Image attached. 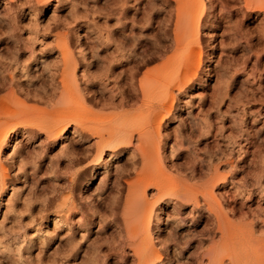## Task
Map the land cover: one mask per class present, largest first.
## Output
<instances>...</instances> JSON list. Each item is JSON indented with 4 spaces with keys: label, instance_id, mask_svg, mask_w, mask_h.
Listing matches in <instances>:
<instances>
[{
    "label": "rangeland",
    "instance_id": "obj_1",
    "mask_svg": "<svg viewBox=\"0 0 264 264\" xmlns=\"http://www.w3.org/2000/svg\"><path fill=\"white\" fill-rule=\"evenodd\" d=\"M7 2L0 0V98L12 91L33 109H49V125L61 116L54 106L62 60L56 36L75 62L82 99L77 115L91 130L102 127L99 134L118 115L134 118L143 77L155 83L147 92L146 124H153L146 125L144 148L131 153L121 147V156L109 159L108 173L102 163L111 148L97 158L94 130H80L85 123L76 133L67 125L50 138L36 124L27 126L31 134L25 136L8 129L0 150V264H136L130 245L142 235L157 248L154 237L166 240L167 251L160 249L164 264L169 258L168 264H207L210 249L222 264L233 249L241 262L264 255V195L257 203L255 188L258 181L264 186V127L256 116L264 108L259 0H203L198 41L188 58L172 56L176 0H58L54 10L55 0ZM183 71L194 76L177 90L171 77ZM168 103L165 114L160 106ZM156 110L162 120L155 119ZM21 158L25 178L18 170ZM37 158L33 173L29 162ZM202 184L208 198L195 191ZM133 185L153 211L147 233L128 238L122 206ZM159 207L168 224L166 215H154ZM55 214L63 221L54 224ZM244 240L250 247L240 246ZM176 244L177 256L171 254Z\"/></svg>",
    "mask_w": 264,
    "mask_h": 264
},
{
    "label": "bare ground",
    "instance_id": "obj_2",
    "mask_svg": "<svg viewBox=\"0 0 264 264\" xmlns=\"http://www.w3.org/2000/svg\"><path fill=\"white\" fill-rule=\"evenodd\" d=\"M7 1L9 2V0H7ZM41 1H47V0H37V2H41ZM57 2H58V0H55V6L53 7V10L57 7ZM176 2L178 3V6H177V17L178 18L176 21V26H175L176 28L174 27V29H175V31H174L175 44L173 46L174 49H173V55L172 56L186 55V57L188 58V56L194 50L193 46H195L197 41H198V36H199L198 29H199V25H200L199 23L201 20V15L203 13V10L205 8V4H204L203 0H176ZM251 2H249V3H251ZM208 5L211 6L212 3L210 2V3H208ZM256 7L258 8L259 14L262 15L260 21L264 22V0H259V3L256 5ZM55 38L56 39L54 40L55 41L54 46H55V49L58 51V54L61 55L62 60L61 61L57 60L59 65H60L59 68L61 71L60 70L59 71H60V75H61V80H60V76H59L60 89H59V91L57 90L58 91L57 93H55L58 96H55L57 98L55 101L56 103L54 102V106H56V108L58 107L57 113L61 114V116H59V119H58V116H57V118H55L56 117V115H55V117H54L55 121H53L54 124L52 123V125H49V116H50L49 115V109H47V110H45V109L39 110V109H35V108L33 109V108L25 105L24 103L20 102L16 98V96L13 95L14 93L13 94L11 93L12 91L10 93H8L9 96L6 93L7 94L6 96H8V98L7 97L6 98H4V97L0 98V150H1V147L3 146V144L5 143V138L7 137L6 134H7L8 129H10V128H12L14 130L16 129L17 132L14 135L23 134L25 136V134H29V133L31 134V132H30L31 130H28L29 128L27 126L32 125L31 127H33V125L36 124L35 125L36 130L40 133L42 132L45 138H50V137H54L58 132H63V130L65 131V128L67 127V125H72L74 128L72 129L71 133H76L77 129H78L77 126L82 123L81 121L83 119H81V118H83V117L79 118L77 115V113L79 114L80 111H82L81 106H80L82 99H81L80 91L77 88L76 81L74 78L75 62L73 59L70 58L69 51L67 50V44H65L63 38L61 36H56ZM180 50L184 51V54H179L178 51H180ZM197 56H199V53L197 54ZM170 63H172V62H169V64ZM262 71H264V68ZM189 72L190 71H183V73L181 75H179L180 74L179 73L176 78H174V75L172 74L173 77H171V80L175 81V84H173L172 87H176L175 89L179 90V89H182L185 85H187L192 80L191 76H194V74L191 75ZM165 75H163L164 78L170 79V77H165ZM154 81L152 79H149V78L144 79V77L142 78L141 81H139V87L141 90V100H140L139 104H137L136 108H133L134 110L132 109L133 111L131 113H135L134 118L129 119V116L131 114L130 115L127 114L128 116H126V115L125 116L124 115L119 116L118 115V118L115 119L116 123L113 120L114 123L112 125L110 124V127L108 129H107L108 125L105 126L106 130H107L105 132V134H99L100 133L99 130L101 131L100 128H102V127H100V128H93L92 127V130H94L93 132L96 134L95 141H93V146L95 148L96 157L100 158L101 153H103L104 148H111L109 154L107 155V159L104 160L102 163L103 164L102 170H104V173H108L109 159L114 157V156L116 157L117 155H118V157L121 156V152L123 151V150H120L121 147H131V149L130 148L129 149L132 153L134 148L136 150H138L137 149L138 147H142V145L145 146L143 144L145 141L143 135H144V131L146 129V125L149 126V125L153 124L151 122L146 124V116L148 119V115H146V113L149 109H151L147 105V99H148L147 92H148L149 86ZM173 81H171V83ZM19 86H21V85H19ZM19 86H18V88H19ZM156 86H157V84H156ZM48 100H50V98ZM166 105L160 106L163 108V110H165V114L170 111L169 109L171 108V103L170 104L168 103L167 106ZM62 107H64V108H62ZM51 108H53V105L51 106ZM51 111H53V110H51ZM156 111H158V112L153 113V114H155V119H158V121L162 120L163 116L160 114V111L159 110H156ZM151 112H153V111L150 110V113ZM128 113H130V111H128ZM256 116L261 117L263 119L262 125L264 127V108H260L259 110H257ZM84 118L87 121L86 117H84ZM149 119H151V118H149ZM153 119H154V117H153ZM89 121H91V120H88L87 122H89ZM93 121H94V119H93ZM158 121H156V123ZM83 123L86 124V122H83ZM89 123H88V125H89ZM158 123H160V122H158ZM92 124H94V127H95V123L92 122ZM58 125L60 126V128L57 127ZM105 127H104V129H105ZM90 128H91V126L87 127V124H86V127H83V128L81 127L80 130L82 133L83 132L89 133L92 131ZM104 129L102 130V132L105 131ZM97 132H99V133H97ZM134 132L138 136L135 134L136 135V138H135L136 141H135V146L133 147V146H131V144L133 143L132 141H133V133ZM146 132H147V130H146ZM62 137H63L62 139L65 140L66 136H62ZM118 145H120V147ZM115 146H118V150L112 149ZM142 148H144V147H142ZM64 149H66V148H64ZM140 149H139V151H140ZM136 150H134V151H136ZM140 155L143 158L141 153H140ZM18 157H21V156H18ZM142 158H140V160ZM35 160L36 161H34V162L33 161L29 162L30 163V169L32 172L37 168V166H38L37 163L41 162L40 161L41 158H37ZM141 161H144V159ZM23 162H24V160L22 161V158H21V160H19V163L21 164V166H19L18 170H21L22 177L25 178V167H26L27 163H23ZM47 166H49V161L47 162ZM97 170L98 169L96 166L93 167L92 175L96 174ZM4 176H5V170L0 164V194H1V191H2L3 186H4V183L2 180V178ZM255 185H256L255 188L257 187L256 190H258V192H259L258 199H257V203H258L261 200L262 196L264 195V186L261 183H259V181L256 182ZM12 189H13V187L10 189L11 192H12ZM195 191H197L196 193H199L200 197L203 199L209 195L207 187L205 184L198 186L197 189L195 188ZM138 193H140V192L136 186L133 185V187H129L126 190L125 200H124L123 206H122V211H123L124 217H125L122 222L124 225V229L126 231L125 233H127L128 238L134 237L135 235L138 234L137 232L141 233L144 231L147 233V230L149 227V219L151 218V212L153 211L152 204L149 203L147 200H143V198H141L140 196L137 195ZM132 198H133V200H131ZM134 199H136V200H134ZM258 209L260 210L259 206H257V210ZM71 210H73V208L69 207V208H67L66 212L69 213V212H71ZM60 215L63 216L62 214H55L54 218H52L51 221H53L55 224V222L59 221V219L61 217ZM154 215L157 217L159 215H166V213L164 212L163 208L159 207ZM64 218L65 217H63V219ZM177 218H178V216H177ZM157 219H160V218H157ZM60 220H62V219H60ZM82 220H83V215L80 216L78 222H82ZM168 221H169L168 215H166L164 222L167 223ZM165 223H163V224L166 225ZM139 228H141V229H139ZM158 228L159 227H157V229H156L157 231L163 230V229L160 230ZM130 235H134V236H130ZM125 236H126V234H125ZM135 237H137V236H135ZM154 239H155V241H157L159 248L155 247V245L151 242L152 238L149 237L148 235H144V236L142 235V237L140 239H137V240H139L138 242H135V243L133 242L130 245L132 254L135 256V259H136V264H164V263H161L162 254L160 252V249H161L162 253H163V251L164 252L167 251L168 246H166V240L165 241H160V240L158 241L157 237H154ZM226 243L228 244L229 242H226ZM240 243H238V244L240 245ZM184 244H186V242ZM224 244H225V242H224ZM224 244L222 243V245H224ZM249 245H248L247 240L246 241L244 240L240 246L241 247H245V246L250 247ZM235 246H233V248ZM176 247H177V244L174 245L173 249L171 250L172 255H176V253L178 254V252H176ZM226 248H227V246H226ZM236 248H237V246H236ZM211 250L212 249L207 250L204 253V255L206 256L207 264H215L219 260L218 253L212 252ZM233 250H231V251L229 249L227 250V251H230L227 253L228 264H264V255L259 256V254H257L258 256H255V259L257 257L258 258L256 261L254 260L255 262H253V263H252V261L251 262L248 261L246 259L247 257L245 258V260H243L241 262L242 259L239 261V258H241V257L240 256L238 257L236 252ZM172 257H174V256H172ZM170 261H172V259L170 260V258H169L168 263H170ZM219 261H220V264H222L221 260H219ZM166 263H167V261H166Z\"/></svg>",
    "mask_w": 264,
    "mask_h": 264
}]
</instances>
